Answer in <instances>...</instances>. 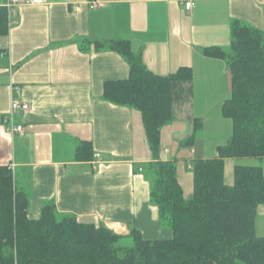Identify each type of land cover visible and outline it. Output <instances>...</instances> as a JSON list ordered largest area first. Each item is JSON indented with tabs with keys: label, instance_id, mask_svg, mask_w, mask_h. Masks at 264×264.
Masks as SVG:
<instances>
[{
	"label": "crops",
	"instance_id": "0c3cea01",
	"mask_svg": "<svg viewBox=\"0 0 264 264\" xmlns=\"http://www.w3.org/2000/svg\"><path fill=\"white\" fill-rule=\"evenodd\" d=\"M97 2L95 9L90 0L6 8L9 34L0 37V167L11 168L17 187L29 195L33 219L53 203L61 214L118 235L134 227L146 240H170L172 231L162 226L150 201L147 176L154 160L142 114L103 96L107 82L128 78L129 64L96 43L128 41L159 76L192 69L193 100L203 104L178 106L161 138V159L175 164L184 197L190 199L194 162L215 158L233 130L222 114L210 118L204 111L210 100L222 113L231 94V72L225 60L203 52L227 50L235 20L264 31V0H193L190 12L176 0ZM13 97L29 106L14 117L24 134H12L4 124ZM191 117L203 129L188 145ZM82 143L91 145V157L79 160Z\"/></svg>",
	"mask_w": 264,
	"mask_h": 264
},
{
	"label": "trees",
	"instance_id": "16d2710c",
	"mask_svg": "<svg viewBox=\"0 0 264 264\" xmlns=\"http://www.w3.org/2000/svg\"><path fill=\"white\" fill-rule=\"evenodd\" d=\"M9 29L7 9L0 6V37ZM96 45L118 52L129 64L128 78L107 82L103 96L142 114L154 160L147 177L150 201L173 237L146 240L134 227L128 235H118L61 214L53 203L33 219L29 195L17 187L11 168L0 167V264H264V237L256 233L257 210L264 204L263 168L237 166L234 184L225 181L227 160L264 159V31L235 20L229 48L203 52L230 67L231 94L222 116L232 121L233 130L215 158L194 162L190 199L184 197L175 164L161 159V138L176 108L192 104V69L159 76L146 68L128 41ZM192 122L188 145L203 129L199 119ZM90 149V144H80L78 159L90 158Z\"/></svg>",
	"mask_w": 264,
	"mask_h": 264
},
{
	"label": "rangeland",
	"instance_id": "374dc122",
	"mask_svg": "<svg viewBox=\"0 0 264 264\" xmlns=\"http://www.w3.org/2000/svg\"><path fill=\"white\" fill-rule=\"evenodd\" d=\"M228 99L230 97V94H227L226 96ZM203 104L200 103V101L198 102H194V100L192 99V104ZM205 104H211L210 105H206V108H204L205 113H208V116L210 118H213L214 116H218L219 114L221 115V108L219 109H214L215 104H218L215 101H208ZM185 106H190L189 104H185ZM189 113V112H188ZM187 113V114H188ZM187 117H190L187 116ZM189 121H193L192 117L189 119ZM193 123V122H192ZM228 162H226L225 165V181L227 182L228 185H230L229 183L233 184V179H234V168L237 166H256V167H262L263 171H264V159H257V158H241V159H229L227 160ZM148 177V176H147ZM231 180V181H230ZM169 226L167 225V227L165 228V230L168 231ZM256 233L258 235V237H264V204L260 205L258 207L257 210V219H256Z\"/></svg>",
	"mask_w": 264,
	"mask_h": 264
},
{
	"label": "built area",
	"instance_id": "2783aa9c",
	"mask_svg": "<svg viewBox=\"0 0 264 264\" xmlns=\"http://www.w3.org/2000/svg\"><path fill=\"white\" fill-rule=\"evenodd\" d=\"M177 2H180L184 5L185 10L187 12H190L194 7L193 0H176ZM48 0H6V8L8 11H14L19 6L24 5H43L46 4ZM90 7L95 9L100 6V4L97 2V0H90ZM29 109V106L27 104H24L19 98L13 97L11 100V110L10 114L5 118L4 124L7 128V130L12 134H24V127L22 125H17L14 121V117L16 112L19 111H27ZM100 158V155L97 156Z\"/></svg>",
	"mask_w": 264,
	"mask_h": 264
}]
</instances>
